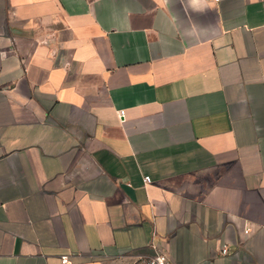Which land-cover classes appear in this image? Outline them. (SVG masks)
Listing matches in <instances>:
<instances>
[{
  "label": "crops",
  "instance_id": "crops-1",
  "mask_svg": "<svg viewBox=\"0 0 264 264\" xmlns=\"http://www.w3.org/2000/svg\"><path fill=\"white\" fill-rule=\"evenodd\" d=\"M158 251L264 264V0H0V264Z\"/></svg>",
  "mask_w": 264,
  "mask_h": 264
},
{
  "label": "built area",
  "instance_id": "built-area-1",
  "mask_svg": "<svg viewBox=\"0 0 264 264\" xmlns=\"http://www.w3.org/2000/svg\"><path fill=\"white\" fill-rule=\"evenodd\" d=\"M210 2H219V0H210ZM119 115L121 117H123L124 111L123 110L119 111ZM143 181L145 184L151 183L150 176L145 175L143 177ZM244 233L247 234L248 229H245ZM226 252H227V247L225 245L222 248V253L225 254ZM61 264H70V260H69L68 256L63 255L61 257ZM146 264H172V262L170 261L168 255L166 253H164V251L163 252L158 251V252H155L151 257L148 258V260L146 261Z\"/></svg>",
  "mask_w": 264,
  "mask_h": 264
},
{
  "label": "clouds",
  "instance_id": "clouds-1",
  "mask_svg": "<svg viewBox=\"0 0 264 264\" xmlns=\"http://www.w3.org/2000/svg\"><path fill=\"white\" fill-rule=\"evenodd\" d=\"M206 2H207V4H208V6L211 7V2H210V0H206Z\"/></svg>",
  "mask_w": 264,
  "mask_h": 264
}]
</instances>
